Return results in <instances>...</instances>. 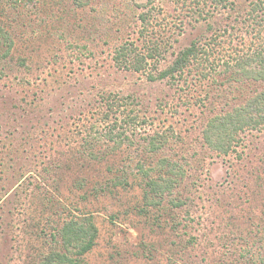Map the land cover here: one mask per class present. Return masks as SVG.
Instances as JSON below:
<instances>
[{"label": "rangeland", "instance_id": "1", "mask_svg": "<svg viewBox=\"0 0 264 264\" xmlns=\"http://www.w3.org/2000/svg\"><path fill=\"white\" fill-rule=\"evenodd\" d=\"M79 1L0 0L14 42L0 55V264H34L55 226L85 214L99 235L83 264H264V124L227 153L203 139L211 117L264 89L231 77L237 54L264 47V10L260 26L252 0H200L193 11L181 0ZM194 39L204 63L150 79ZM127 43L162 54L139 71L120 67ZM156 133L167 142L150 152ZM163 156L184 166L172 195L181 206L145 202L138 163Z\"/></svg>", "mask_w": 264, "mask_h": 264}, {"label": "trees", "instance_id": "2", "mask_svg": "<svg viewBox=\"0 0 264 264\" xmlns=\"http://www.w3.org/2000/svg\"><path fill=\"white\" fill-rule=\"evenodd\" d=\"M17 1V0H15ZM88 0H80L79 5H85ZM155 0H146L145 6L153 7ZM181 0L182 5L191 11L195 7L190 4L199 5L200 0ZM218 4L228 3L229 0H215ZM140 14V19L144 22L149 19L150 9ZM188 9V11H189ZM264 10V0H252L248 5L247 14L254 21H258V13ZM149 14V15H148ZM209 27H211L209 25ZM14 45L13 39L8 32L0 27V55H9ZM149 47L147 53H142L136 47L129 46L128 43L116 49L114 60L120 67L142 70L148 65V59H156L161 55V48L158 44ZM208 52L199 39L192 40L191 44L179 50L171 63L160 70L157 75L150 74V79H176L183 76L192 64H202L206 61ZM235 72L231 77L238 80H251L259 82L264 80V47H257L252 53H241L234 57ZM25 64L24 60L20 61ZM230 67L229 63H226ZM207 73L204 74V76ZM264 124V89H259L243 103L222 114L211 117L203 129V139L213 150L220 153L229 152L237 134L247 128H258ZM123 136L115 139V148L121 147L124 143ZM146 148L150 152H158L167 142V138L156 133L146 138ZM151 167L146 168L144 164L138 163L139 170L145 178L144 198L149 206L159 205L165 196L174 206H181L184 201L177 197H172L178 184L185 176L184 166L178 161L167 156L160 157ZM126 178H119L115 184L125 182ZM57 207L60 206L57 204ZM99 235V228L90 214L84 216H71L55 226L51 232L52 246L40 256L34 264H83L84 255L96 244Z\"/></svg>", "mask_w": 264, "mask_h": 264}]
</instances>
